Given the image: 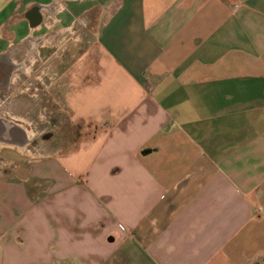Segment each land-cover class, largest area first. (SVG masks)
<instances>
[{
    "label": "crops",
    "instance_id": "obj_1",
    "mask_svg": "<svg viewBox=\"0 0 264 264\" xmlns=\"http://www.w3.org/2000/svg\"><path fill=\"white\" fill-rule=\"evenodd\" d=\"M7 61L0 264H264V0H0Z\"/></svg>",
    "mask_w": 264,
    "mask_h": 264
},
{
    "label": "rangeland",
    "instance_id": "obj_2",
    "mask_svg": "<svg viewBox=\"0 0 264 264\" xmlns=\"http://www.w3.org/2000/svg\"><path fill=\"white\" fill-rule=\"evenodd\" d=\"M93 26L92 24H87L84 20L81 22V24H74L72 27H70L68 30L64 31L63 33L57 35L56 37H53L50 39V43L49 44H52L55 42L56 44V47L55 46H51V47H55V48H51L52 50H56L58 51V48L59 46H62V48H64L65 50H63L62 52V60H63V63H65L66 61H68V63H72L74 61H76L77 58H79L81 56V54H84L86 55L88 53V50H90L91 48L94 47V41L95 39L93 38L94 37V29H93ZM36 46H37V43H33L31 44V49L33 47V50L31 51V55H29V59H30V64H34L36 65L38 63L37 61V54H36ZM50 47V46H49ZM48 47V48H49ZM66 47V48H65ZM46 48V49H48ZM50 49V48H49ZM79 54V55H78ZM51 57V56H50ZM52 59V58H51ZM72 60V61H71ZM29 63V62H28ZM3 68L5 70L7 69H10V68H13L14 65L11 63V62H4L3 63ZM35 69H36V66L35 68L33 69V71L30 72V82L32 83L34 81L33 77L36 75V72H35ZM21 75H24V73H19V78L17 79V82H16V86H18L17 88L15 87L14 90L16 91L17 89L21 90V92H24V91H27V89H25V85L24 83L22 84L20 81L22 80V76ZM6 80H8V85H7V88H3L1 87L0 89L4 91L3 95L0 94V99H5V98H9V96H11V91L13 90L12 88V84H10V80L9 78ZM28 94L29 95H34L33 96V108H34V111L33 113H31L30 115L33 117V118H36L38 116V101H37V94H38V91L37 89H33V88H28ZM1 106V105H0ZM4 109L3 107H0V110ZM53 105L52 104H48L46 103V115H47V120L52 124V118H53ZM66 124H67V121L63 120V128H62V136H61V139H62V142L65 143L67 141L70 140V135H69V131H70V127L69 125L67 124V127H66ZM21 133L23 134H20L18 137H14V141L15 142H20V139H22V144H25L27 143V141L29 142V146H28V149L30 150V155L31 157H39V156H49V155H54V153L52 152L53 150H49L50 144H52L53 142V139L54 137L52 135H26L24 133V131H21ZM39 140L41 142H39ZM39 143V144H38ZM41 144V145H40ZM46 146L48 147L47 151L46 150H42L39 146ZM16 148V147H15ZM19 151H22V150H19ZM5 155V154H4ZM7 155V154H6ZM5 155V156H6ZM15 155H13L14 159H18L20 160L21 156H17L16 152H15ZM8 156V155H7ZM1 158V156H0ZM2 159V162L0 160V168L1 170H3V168L7 165V163L5 161H3V158ZM9 164V163H8ZM3 167V168H2Z\"/></svg>",
    "mask_w": 264,
    "mask_h": 264
},
{
    "label": "flooded vegetation",
    "instance_id": "obj_3",
    "mask_svg": "<svg viewBox=\"0 0 264 264\" xmlns=\"http://www.w3.org/2000/svg\"><path fill=\"white\" fill-rule=\"evenodd\" d=\"M3 67V65L0 66V88L3 87L6 89L9 82L8 80H6V78L8 79L11 77L13 68L5 70ZM3 93L4 91L0 89V94L3 95Z\"/></svg>",
    "mask_w": 264,
    "mask_h": 264
}]
</instances>
